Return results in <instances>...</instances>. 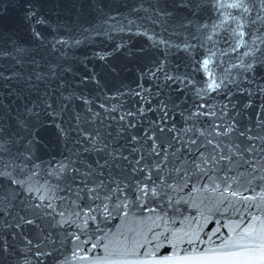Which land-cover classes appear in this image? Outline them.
Returning <instances> with one entry per match:
<instances>
[{"label": "water", "instance_id": "1", "mask_svg": "<svg viewBox=\"0 0 264 264\" xmlns=\"http://www.w3.org/2000/svg\"><path fill=\"white\" fill-rule=\"evenodd\" d=\"M247 247H264V0H0V264Z\"/></svg>", "mask_w": 264, "mask_h": 264}, {"label": "snow or ice", "instance_id": "2", "mask_svg": "<svg viewBox=\"0 0 264 264\" xmlns=\"http://www.w3.org/2000/svg\"><path fill=\"white\" fill-rule=\"evenodd\" d=\"M243 255L246 256L247 259L237 261L236 264H264V247L261 249L247 247L243 250Z\"/></svg>", "mask_w": 264, "mask_h": 264}]
</instances>
